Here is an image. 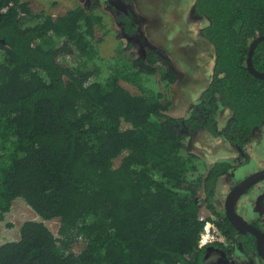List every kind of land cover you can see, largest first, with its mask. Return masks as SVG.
Masks as SVG:
<instances>
[{
    "label": "trees",
    "instance_id": "trees-1",
    "mask_svg": "<svg viewBox=\"0 0 264 264\" xmlns=\"http://www.w3.org/2000/svg\"><path fill=\"white\" fill-rule=\"evenodd\" d=\"M99 6L55 19L23 0H0V222L17 199L43 221L60 220L58 237L43 222H25L18 241L0 244V264H205L210 248L224 246L199 247L202 208L235 242L215 197L238 167L220 162L196 177L197 157L183 140L203 130L244 149L264 124V80L247 69L252 43L264 36V0L195 1V14L209 21L200 34L214 48V67L185 119L142 87L155 75L171 86L179 75L147 46L131 12L114 9L129 49L136 42L146 49L141 56L122 49L102 78L93 42ZM67 56L74 66L60 63ZM252 64L264 74V41ZM221 110L230 114L222 128ZM238 238L256 252L252 235Z\"/></svg>",
    "mask_w": 264,
    "mask_h": 264
},
{
    "label": "rangeland",
    "instance_id": "rangeland-1",
    "mask_svg": "<svg viewBox=\"0 0 264 264\" xmlns=\"http://www.w3.org/2000/svg\"><path fill=\"white\" fill-rule=\"evenodd\" d=\"M30 5L35 13L44 12L53 18L64 16L67 12L86 7L91 2L98 1L100 6L95 10L103 23L97 27L94 34V45L99 52L97 64L103 68L102 78L108 76L115 65L118 52L126 49L127 56H141L146 48L134 43L122 33L121 24L116 20L114 10L107 0H23ZM196 0H124L129 11L134 14L139 23L140 32L147 46L158 49L168 58L174 71L179 75L174 85H166L159 75L152 76L142 83L146 91H154L163 95V103L169 102L168 115L177 119L189 117L191 110L198 104L203 91L207 88L214 67V48L201 36V30L209 23L205 17H199L194 12ZM60 63L74 66L73 57H60ZM121 85L130 93L141 94V88L128 82ZM230 114L220 111L216 118L220 128L224 126ZM124 129L128 126L124 125ZM186 151L197 157L195 161V176H205L207 172L220 162L236 160L238 168L230 177L223 178L218 186L215 205L224 209L227 195L232 188L248 176L264 170V124L258 128L251 141L243 149L246 156H241L238 149L229 145L224 137H216L200 130L186 137ZM120 160L115 162L116 167ZM263 200V201H262ZM264 181L256 185L251 192L240 196L236 202V211L243 220L253 223L251 219L258 218L264 227ZM208 216L202 208L201 216ZM43 222L51 232L58 237L60 220L43 221L22 199H17L11 211L0 222V244L15 242L20 239V229L25 222ZM260 227V225H257ZM261 228V227H260ZM78 245L75 251L78 252ZM240 264H247L244 259L237 257ZM206 264H227L224 255L212 251Z\"/></svg>",
    "mask_w": 264,
    "mask_h": 264
},
{
    "label": "water",
    "instance_id": "water-1",
    "mask_svg": "<svg viewBox=\"0 0 264 264\" xmlns=\"http://www.w3.org/2000/svg\"><path fill=\"white\" fill-rule=\"evenodd\" d=\"M107 2L117 11L124 14H129L128 5L123 0H107ZM1 34V31H0ZM264 41V36L257 38L251 45L249 58L247 61V69L250 73L258 79L264 80V74L258 73L252 67V57L257 48V46ZM240 152H243L241 148H238ZM243 154V153H242ZM264 181V170L254 173L238 184H236L232 190L227 195L225 201V213L227 221H229L232 227L236 230L238 234H250L257 240V250L259 257L264 261V232L259 230L257 227L249 224L247 221L243 220L236 211L237 199L247 194L253 187Z\"/></svg>",
    "mask_w": 264,
    "mask_h": 264
},
{
    "label": "flooded vegetation",
    "instance_id": "flooded-vegetation-1",
    "mask_svg": "<svg viewBox=\"0 0 264 264\" xmlns=\"http://www.w3.org/2000/svg\"><path fill=\"white\" fill-rule=\"evenodd\" d=\"M124 1V0H123ZM110 5V4H109ZM111 6V5H110ZM112 7V6H111ZM112 9L114 10V8L112 7ZM128 12L129 11V7H128ZM122 13V12H120ZM222 111V110H221ZM260 128V127H259ZM257 130V129H256ZM255 130V131H256ZM254 135V134H253ZM252 139V138H251ZM251 141V140H250ZM238 149V148H236ZM239 151V150H238ZM243 151V149H242ZM243 153V154H242ZM239 154L241 156H246L244 154V152H240L239 151ZM231 161H234L236 163V160L233 159ZM236 167H238L237 165H235ZM233 174V173H232ZM254 188V187H253ZM252 188V189H253ZM251 189V190H252ZM251 190L249 192H251ZM248 192V193H249ZM263 201V200H262ZM262 206H263V209H264V204L262 203ZM224 209H225V206H224ZM259 217L256 216V218H253L251 219L253 221V223H249L255 227H257L259 230L263 231L264 232V227H262V222L260 220H258ZM260 225V227H258L257 225ZM243 236V237H246L250 234H238L234 236V241L235 242H230L226 237H224V241L223 242H217V244H221L222 246H224V250H220V249H216V248H210L208 250V253H207V256L205 258V264H206V261H207V258L209 256V254L212 252V251H218L220 252L221 254L224 255V258L226 259L227 261V264H240L239 260H236L237 257H240L241 259H244L247 264H264V261L261 259V257H259V254H258V250H257V240L256 238L254 237V240H255V247H256V252H250V251H244L243 250V246H242V243L240 242L239 238ZM213 244H216V243H213ZM212 245V244H211Z\"/></svg>",
    "mask_w": 264,
    "mask_h": 264
},
{
    "label": "built area",
    "instance_id": "built-area-1",
    "mask_svg": "<svg viewBox=\"0 0 264 264\" xmlns=\"http://www.w3.org/2000/svg\"><path fill=\"white\" fill-rule=\"evenodd\" d=\"M200 221L206 222L199 241L200 248L207 247L213 243L224 241V235L215 224L207 221V216H200Z\"/></svg>",
    "mask_w": 264,
    "mask_h": 264
}]
</instances>
